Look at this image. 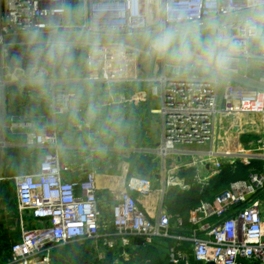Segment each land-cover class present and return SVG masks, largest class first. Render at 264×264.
Instances as JSON below:
<instances>
[{
	"label": "built area",
	"instance_id": "1",
	"mask_svg": "<svg viewBox=\"0 0 264 264\" xmlns=\"http://www.w3.org/2000/svg\"><path fill=\"white\" fill-rule=\"evenodd\" d=\"M76 2L82 10L77 22L68 18L71 5ZM254 0H0V38L9 34L39 33L49 31H89L109 34H136L168 27L199 22L216 17L231 16L251 11ZM264 8V7H262ZM260 9V8H258ZM246 19V18H245ZM244 19L219 25L227 26L233 35H239ZM95 48L122 47L126 60L134 59L137 50L119 44H90ZM6 46L0 43V190L2 183L12 182L17 198V219L20 238L11 245L9 264H51L52 246L77 240L97 242L102 236L100 229L113 227L105 233L104 245L127 246L140 236L152 242L157 236L171 235L172 215L160 211L158 217H149L135 194L147 196L154 190V178L133 172L126 188L112 204V217L106 223L100 210L98 172L95 168L86 171L85 177L73 179V165L61 159L57 125L39 128L33 120L25 118L7 121L5 116V62ZM251 57H240V63L229 75L248 81L246 86L221 78L209 82L199 76H170L162 70L148 77L150 96L159 98L162 116V138L158 147H142L139 153L150 152L159 162L165 178V187L177 186L188 191L190 185L177 173L175 167L166 164L173 153L186 155L189 151L178 149L185 143H209L207 155L219 160L214 162V174L221 171L224 162L236 168L237 163L250 164L253 160L264 161V76H250L253 67ZM256 68V67H254ZM148 95L123 96L115 101L104 100L105 111L117 105L128 106L132 111L138 100ZM77 98L74 89L56 90L47 105L54 118L72 112ZM121 100V101H120ZM250 113L262 118L263 130L246 149L221 150L216 144L220 118L232 114ZM75 126L85 131L88 123L80 119ZM22 131L27 147L42 149L35 166L13 175L4 173V156L10 142L8 132ZM89 136V134H88ZM89 139V138H88ZM196 170V182L203 189L209 178H200ZM166 174V175H165ZM264 189V170L254 169L246 179L234 181L229 188L215 195L212 201H203L191 212L189 222L200 230L213 228L208 237L191 238L197 260L204 264H264V194L255 197ZM247 203L236 216L218 223ZM2 198L0 195V206ZM216 217L214 222L206 221ZM37 221L39 224L32 225ZM179 225L183 220L178 218ZM106 250L97 247L96 257L103 261ZM174 263L185 260L187 255L174 247L170 250Z\"/></svg>",
	"mask_w": 264,
	"mask_h": 264
},
{
	"label": "crops",
	"instance_id": "2",
	"mask_svg": "<svg viewBox=\"0 0 264 264\" xmlns=\"http://www.w3.org/2000/svg\"><path fill=\"white\" fill-rule=\"evenodd\" d=\"M210 29L200 31L207 34ZM46 44L48 47L51 46L48 45L50 43ZM10 49L16 52L21 48L10 46ZM121 50L122 47L120 46H108L99 49L90 44H72L65 51L69 55L61 58L59 57L61 52L58 51L57 58L53 63H36L38 62V57H36L35 63L27 64L26 66L15 64L14 67H11L6 58L4 72L6 120L12 121L16 118H25L33 120L39 128L57 125L61 159L73 165V170L69 173L70 176L73 179L83 178L87 170L92 168L97 170L99 206L108 224L112 217L111 206L126 188V174L129 168V159L132 155L131 151L136 146L137 139L149 112L148 96L145 100H138V105H134L138 106V108H135V111H132L128 106L119 105L118 108L115 105V108L120 110L124 118L125 128L119 137L112 139L98 135L93 140H89L88 134L96 132L97 122H93L91 127H88L85 131H79L75 126L77 120L72 118L71 113L59 115L54 120L47 102L54 87L56 90H76L77 98L74 105L79 108V119L87 123L86 110L88 104L91 102L102 103L104 100H112L114 97V100L118 101L122 99V95L131 96L133 94L139 95L140 93L148 95V89L151 86L148 77L151 75L157 76L162 70L163 64L156 63L159 70L157 73L155 72V64L152 74L151 56L147 52L137 50L134 59L126 60L122 56ZM140 55H146V62H140ZM6 56L8 57L7 50ZM69 56L71 57L70 60L68 59ZM165 64V71L170 76H175L171 70L170 63L166 62ZM252 65L253 67L249 71L252 78L256 79L259 76H264V60H254L252 61ZM40 71L45 73V88H41L33 83L35 76ZM196 76H199V74H196ZM152 97L154 96H150V105ZM110 110H106L105 113ZM153 111L156 110L151 107V112ZM262 130V118L259 115L241 113L222 116L217 129L216 144L221 150L238 151L246 149L250 142L260 136ZM148 131L149 127L142 144V147L146 148H150L149 145H144ZM6 139L10 142V147L7 149L12 150L11 154H8L6 150L4 156L3 170L6 175L26 171L36 165L42 149L25 146V134L22 131L8 132ZM117 140L119 141L118 143ZM97 144H99V147H97ZM207 152H193L186 155L173 153L167 157L166 164L175 167L172 171L178 175L182 168L197 169L200 178H209L210 181L218 174H214L213 170L215 169L214 162L219 159L210 157L207 155ZM226 164L228 162H224L223 167ZM230 166L235 169L232 165ZM161 169L163 171V167L161 168L160 166V171ZM165 178L166 176H163L161 180L154 179V190L151 194L147 196L135 194L141 207L151 218L158 217L160 211L168 212L166 209V199L171 187H165ZM181 178L188 183L186 178ZM16 211L17 198L16 218L15 221H12L13 223L9 222L10 225L8 227L9 230L18 231L20 238V224ZM6 213L7 207L2 201V205L0 206V223L3 221ZM208 222H210L209 219L206 221V224ZM31 224L37 225L39 223L33 221ZM171 225L174 229L193 232L200 230V227L196 225V229L182 228V225L178 223V218ZM170 233L173 237L181 240L191 241V238L195 236L174 231ZM202 237H208V234ZM137 245L140 244L135 243L133 240L126 247L135 249Z\"/></svg>",
	"mask_w": 264,
	"mask_h": 264
},
{
	"label": "clouds",
	"instance_id": "3",
	"mask_svg": "<svg viewBox=\"0 0 264 264\" xmlns=\"http://www.w3.org/2000/svg\"><path fill=\"white\" fill-rule=\"evenodd\" d=\"M262 7L264 0H254V11L241 22L242 27L238 36L233 35L227 26L210 29L207 34L199 29L182 31L167 28L151 39V48L169 59L175 76L192 79L199 74L210 83L215 82L235 71L234 65L240 63L241 56L264 60V11L255 10ZM58 50L66 51L63 43L51 44L47 51L48 59L55 61ZM44 76L45 73L40 71L33 83L45 88ZM105 107L103 103L95 102L87 106L88 126L91 127L93 122H97V130L89 133V140L98 135L108 139L119 137L125 128L120 110L114 107L105 113ZM71 115L73 119L79 120L78 106L72 108Z\"/></svg>",
	"mask_w": 264,
	"mask_h": 264
},
{
	"label": "trees",
	"instance_id": "4",
	"mask_svg": "<svg viewBox=\"0 0 264 264\" xmlns=\"http://www.w3.org/2000/svg\"><path fill=\"white\" fill-rule=\"evenodd\" d=\"M259 168L261 166L258 160H253L250 164L238 163L235 169L226 164L209 181V185L203 189L195 180L196 170L182 168L179 176L186 178L190 189L183 192L177 186L170 188L166 199V209L173 216L171 223L174 220L177 221V218H181L183 220L182 228L196 229L197 227L189 222V215L192 211L197 209L203 201H212L216 194L229 188L234 181L246 179L251 171ZM0 195L7 207L6 216L0 223V264H7L11 258V245L19 240L18 231L9 230L8 227L9 222L14 220L13 216H15L16 209V194L13 183L4 182ZM215 220L216 217L209 218L210 222ZM112 231L113 227L111 226L100 229L102 234ZM105 238V235L100 236L96 243L92 240H77L52 246L51 264H102V261L96 257L97 247L113 252L112 264H185V260H180L178 263L171 260L170 250L172 247L184 252L189 264H204L196 259L193 242L190 240H181L173 236H157L152 242H145L132 249L120 244L114 247L105 246ZM244 264L247 262L244 261Z\"/></svg>",
	"mask_w": 264,
	"mask_h": 264
},
{
	"label": "water",
	"instance_id": "5",
	"mask_svg": "<svg viewBox=\"0 0 264 264\" xmlns=\"http://www.w3.org/2000/svg\"><path fill=\"white\" fill-rule=\"evenodd\" d=\"M264 11V8L255 9ZM254 10L246 11L238 14H234L231 16L225 17H216L211 18L199 22L194 23H187L177 26H172L168 28H177L182 31L184 30H204L218 27L219 25L226 24L233 21H238L241 19L247 18L249 15L253 13ZM167 29V28H166ZM162 30H153L147 31L142 33L136 34H109V33H96V32H89V31H49V32H39V33H22V34H9L4 35L0 38V43L5 46H14L17 48H21L23 45L26 44H36V43H71V44H119L128 47L130 51L132 50H139L142 52H147L151 56V63H152V70L151 73L153 74L154 66L156 63H166L169 62V59L165 56H161L157 54L151 48V39L158 34ZM29 56V55H28ZM32 60V56L28 57V61ZM224 82L232 81L235 83L243 84L246 86H254L248 81L243 79L233 77L231 75H225L221 77ZM148 116L142 128V131L137 139L136 146L132 149V155L129 159V168L126 174V185L129 181L130 176L133 172H136L139 175L152 177L156 180H161L163 175L160 172L159 162L154 158V156L148 153H139L138 149L142 148L143 140L147 133L152 112H151V105H150V89H148ZM8 154L12 153V150L7 149ZM264 194V189L255 197L257 200ZM251 203H247L237 211L230 214L228 217L221 219L218 223H221L228 218L236 216L239 212H241L245 207L250 205ZM213 228V226L199 231H186L181 229H174L170 228V231L179 232V233H188L193 234L197 237H202L207 235L208 232ZM134 242L137 244H144L145 240L140 237H134ZM113 263V252L107 251L106 256L102 261V264H112ZM207 264H213L212 262H208Z\"/></svg>",
	"mask_w": 264,
	"mask_h": 264
},
{
	"label": "rangeland",
	"instance_id": "6",
	"mask_svg": "<svg viewBox=\"0 0 264 264\" xmlns=\"http://www.w3.org/2000/svg\"><path fill=\"white\" fill-rule=\"evenodd\" d=\"M82 17V10L79 4L74 2L71 5V11L68 13V18H72L75 22H77ZM53 43H50L48 45H51ZM46 43H36V44H26L19 49V51H14L13 49H10V46H6V50L8 51V57L6 56L9 65L11 67H14L15 64H18L19 66L27 65L31 63H35L36 57H38V62L40 64L45 63H53L54 61H51L47 57V51L49 49L48 46H46ZM66 49H69V47L72 44L69 43H63ZM79 45V44H78ZM59 51V50H58ZM32 56V60L28 61V57ZM67 55H69L67 52H61L59 54V57L65 58ZM139 60L141 63L146 62V55H140ZM29 62V63H28ZM159 70L158 64L155 66V72L157 73ZM160 100L157 97L151 98V107L154 110H157L160 108ZM161 120L162 116L159 112L153 111L151 121L149 124V131L148 136L146 137V142L144 145H149L150 147L156 148L161 143L162 138V130H161ZM209 143L199 144V143H185L178 145L179 150L183 151H189V152H198V153H204L209 150ZM261 168L258 170H264V161L258 160ZM15 221V216H13Z\"/></svg>",
	"mask_w": 264,
	"mask_h": 264
},
{
	"label": "flooded vegetation",
	"instance_id": "7",
	"mask_svg": "<svg viewBox=\"0 0 264 264\" xmlns=\"http://www.w3.org/2000/svg\"><path fill=\"white\" fill-rule=\"evenodd\" d=\"M216 28V27H215ZM211 29H213V28H211Z\"/></svg>",
	"mask_w": 264,
	"mask_h": 264
}]
</instances>
